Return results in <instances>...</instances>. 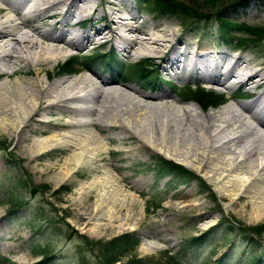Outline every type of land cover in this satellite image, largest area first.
I'll return each instance as SVG.
<instances>
[{"label":"rangeland","instance_id":"1","mask_svg":"<svg viewBox=\"0 0 264 264\" xmlns=\"http://www.w3.org/2000/svg\"><path fill=\"white\" fill-rule=\"evenodd\" d=\"M169 1L177 6L175 14L163 15L160 8L166 3L160 0L147 3L116 0V3H131L141 23L146 21L142 26L149 30L163 25L183 35L193 51L199 49L200 55L228 52L233 57L243 55L252 63L264 64V40L258 42L259 36L234 28L231 34H226L220 19L264 29V0ZM96 2L101 4V0ZM110 49L112 52L106 57L104 53ZM90 51L87 48L80 54L88 57ZM74 53L72 56L77 52ZM93 55L96 61L88 63L89 73L118 78L148 92L167 91L181 102L180 106H195L205 114L224 107L221 100L231 94L243 96L240 89L216 93L204 83L180 79L172 71L158 73L148 58H125L110 44ZM113 55L117 56L116 62ZM83 59H69V69L79 73L80 63L88 62ZM144 59L148 61L140 72L145 80L135 72L140 68L136 63ZM65 61L55 66L58 74L55 80H70L69 75H64L68 70L63 68ZM109 62L114 69L109 68ZM18 78L34 79L23 74ZM41 79L46 80L45 73ZM242 101L248 100L240 99L235 105ZM21 121L20 128L14 130L0 125V264H130L139 260L143 264H217L220 259L227 264H243V250L230 232L232 226L247 229L249 236L264 243V211L227 207L204 175L168 154L147 150L132 162L127 161L125 151L139 144L134 139L121 144L120 129L95 130L98 142L108 143V151L114 152L102 156L105 158L102 164L110 162L117 170L114 179L100 174L99 163L71 166L70 175L64 177L67 147L58 146L39 159L28 155L29 142L19 141V137L42 141L43 137L37 134L46 126L34 122V128L27 127L22 132L26 119ZM107 138L112 142H107ZM164 160L181 165L185 174L197 179L175 181L166 176L160 166ZM117 186H124V191H113ZM188 192H195L209 208L193 212L178 206V200L192 199ZM12 210L18 212L9 214ZM126 234L139 240V245L113 250L109 243ZM195 237L203 238V244L191 249L188 243ZM246 258V264H258L263 259L251 254H246Z\"/></svg>","mask_w":264,"mask_h":264},{"label":"bare ground","instance_id":"2","mask_svg":"<svg viewBox=\"0 0 264 264\" xmlns=\"http://www.w3.org/2000/svg\"><path fill=\"white\" fill-rule=\"evenodd\" d=\"M84 23L82 33L74 29ZM143 23L131 3L116 0L99 5L96 0H0V125L19 129L24 118L22 132L34 122L46 126L37 134L42 141L23 135L19 141L29 142L28 155L36 159L67 147L64 177L71 166L102 164L103 154L114 153L108 143L98 142L95 130L120 129L121 144L128 139L139 144L125 151L127 161L147 150L168 154L204 175L227 207L264 211V64L228 52L200 55L173 29L149 30ZM99 43L128 59L148 58L154 71H172L216 93L240 89L248 101L205 114L180 106L167 91L148 92L99 72L55 80L54 68L63 59ZM99 169L105 178H115L110 162ZM124 189L113 187L119 193ZM196 196L190 193L192 199L178 200V206L207 210Z\"/></svg>","mask_w":264,"mask_h":264},{"label":"trees","instance_id":"3","mask_svg":"<svg viewBox=\"0 0 264 264\" xmlns=\"http://www.w3.org/2000/svg\"><path fill=\"white\" fill-rule=\"evenodd\" d=\"M139 3H147L148 0H138ZM213 2L215 1H219V0H212ZM160 2L163 4L164 2L166 3V5H162V7L160 8L161 13L163 15L166 14H175L177 12L176 8L177 6L174 5L172 2H170L169 0H160ZM239 2L241 3H245L246 0H239ZM221 21L224 22V26L225 27H221L223 32H226V34H231L234 29H237L238 31H242V32H246V33H251V35L254 36H259L260 40H258V42H262L264 40V29H255L252 27H248L245 25H235L234 23H230L227 20L220 18ZM229 27V29H228ZM88 63H94L93 58L92 59H88ZM87 63V64H88ZM71 66V63H67L65 64L64 68H68ZM143 67L140 68H136V72L140 73V71L142 70ZM163 163L160 164L161 166V170L163 172H169L170 175L175 178L176 180H182V181H194L195 179H197L196 177H191L187 174L184 173V168L174 162L171 161H162ZM193 176V175H192ZM195 178V179H194ZM32 194L35 195L36 191L33 190ZM13 211V210H12ZM11 211V212H12ZM18 210L13 211L12 213H16ZM258 232H260L259 228L257 229ZM230 232L232 233V235L234 236L236 241H239L240 243L243 244L244 248H246V250H248L251 253V256L253 255V257L255 258H263L258 264H264V243L259 242L258 239H255V237L253 236H249L247 234V229H244L242 227H235L232 226V228L230 229ZM237 232H239L237 234ZM259 234V233H258ZM203 238H193L189 243L188 246L191 249H195L198 247H201L203 242H202ZM109 245H111V247H113V250L119 247H129V248H133L136 247L137 245H139V240H136L135 238H133V236L131 235H122L120 237H117L116 239L112 240ZM49 259V258H47ZM51 260V259H50ZM47 263V262H46ZM44 262L41 263H36V264H46ZM248 263V258H245V261H243V264ZM130 264H143L141 260L139 261H132ZM217 264H227L224 262V260H218ZM257 264V263H255Z\"/></svg>","mask_w":264,"mask_h":264}]
</instances>
